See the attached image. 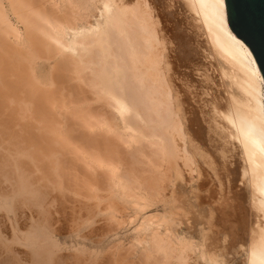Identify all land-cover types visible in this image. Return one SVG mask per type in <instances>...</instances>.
Masks as SVG:
<instances>
[{
  "label": "bare ground",
  "instance_id": "1",
  "mask_svg": "<svg viewBox=\"0 0 264 264\" xmlns=\"http://www.w3.org/2000/svg\"><path fill=\"white\" fill-rule=\"evenodd\" d=\"M183 1L198 21L197 26L205 35L215 59L219 77L225 87L226 97L223 99H226L227 103L225 110L220 109L224 111L219 113L222 118L219 121L223 120L228 135L237 143L236 147L239 148L243 161L242 176L246 180L243 185L248 183V191L252 197L250 203H253V207L263 219V226H256L258 230L251 227L256 234H252L246 249H243L241 264H264V139L259 135L264 126L262 76L256 69L248 47L229 28L225 4L223 9H220L217 0ZM39 2L0 0V264H102L105 261H102L105 257L101 258L103 241L100 238L92 241L93 243L90 241V232L94 230L90 229L89 218L81 206L77 205L78 214L74 212L76 217L72 219L71 216L72 223L67 226L69 223L65 222L66 227L63 222L65 217L60 214V209L63 211V208L52 199V191H59L64 187L58 175L60 169H63L59 167L65 165L57 162L56 155L59 153L56 148L62 143L63 150L74 141L72 138L79 140L85 136L75 133L77 136L73 135L70 139L71 135L66 134V131L64 135L60 134L61 137L57 131L58 117L55 116L56 113H61L59 110L57 112L58 102L63 103V99L58 96L64 97V94L59 92V81L61 72L68 67L66 63H69V60L74 61L72 64L75 65L72 66L75 73L78 69L84 73L87 68L85 74L90 73L88 81L94 88L92 90L101 99L105 98L113 116L123 124V134L118 128L120 136L122 135V140L119 141L132 146L133 154L138 157L146 154L145 170L150 174V194H156L158 189H162L163 181L159 180L166 173H158L161 164L169 169L170 176L168 175L166 180L172 185L178 178L183 180L180 167L191 168L192 156L187 154L189 152L185 147V128L175 105L174 90L168 80L165 47L156 27L158 19L155 21L148 2L135 0L128 4V0H58L51 1L53 4L47 3L48 6ZM105 5H108L107 9ZM62 53H66L67 56H64L70 58L66 60L62 55L64 61L59 58L60 62L57 63L59 59L56 56H61ZM44 58H50L52 62L56 60V65L52 63L44 70ZM60 63L64 69L59 66ZM74 67L78 69L75 70ZM60 69L62 71L59 74L57 71ZM68 70L69 68L66 71ZM72 91L76 96L77 92ZM78 97L79 95L76 99ZM68 100L69 98L64 103L68 104ZM71 100L75 99L71 97ZM78 100H81L80 97ZM71 111L68 110L69 113ZM63 117L66 120L65 115ZM71 117L73 116L68 117L69 120ZM75 120L73 118L71 122ZM99 122L95 125L100 124ZM113 122L110 123L113 125ZM83 123L90 130L95 126L90 127V123ZM109 125L102 123V127L97 126L109 132ZM66 127L64 125V128ZM221 127L223 128V124ZM71 128L67 127L66 130L69 132ZM224 128L222 130H225ZM249 128H254L256 135L249 137ZM116 129L117 127L114 128ZM112 135L115 136V133ZM86 136L85 138H88ZM94 138L92 140L95 141ZM86 142L84 140L85 144ZM88 145L92 146L93 143ZM109 149L112 148L106 151L114 152ZM71 155L73 154L69 155L70 160ZM45 158L47 160L44 161ZM69 164L67 162V167ZM46 166L47 170H44ZM129 169L132 170V167ZM113 170H109L111 181L109 180L108 185L121 187L122 191L119 190L124 194L127 186L123 185L125 182H120L122 177L115 172L117 169ZM134 172L133 169V172L125 176V180L128 179L131 184L139 180ZM159 175L162 177H158ZM67 177L73 178L68 175ZM43 178L47 179L48 184L42 183ZM139 185L138 183L133 187ZM152 199L154 201V198ZM140 202L134 201V205L143 207ZM176 204L170 205L171 210L168 212L165 209L167 214L162 208L164 215L160 219L142 218L138 228L142 232L140 237L135 239L132 249L142 252L144 259L142 256L141 258L145 264H189L191 255L197 260L202 259L205 264H222L214 258L215 255L213 258L206 255L202 242L192 239L194 237L188 236L189 233L186 235L179 231L178 224L182 219H179L173 210L180 216L185 211L181 205ZM70 206L65 205L68 208ZM4 240L8 241L7 247L2 246ZM90 243L93 248L95 246L94 249H91Z\"/></svg>",
  "mask_w": 264,
  "mask_h": 264
},
{
  "label": "rangeland",
  "instance_id": "2",
  "mask_svg": "<svg viewBox=\"0 0 264 264\" xmlns=\"http://www.w3.org/2000/svg\"><path fill=\"white\" fill-rule=\"evenodd\" d=\"M39 1L43 6H48L51 1L56 2L58 0H46L47 2L45 0ZM145 1L148 2V6L151 7L150 10L154 18H156L155 21L158 19L156 21V27L165 47L164 54H166L165 60H167L168 66V80L172 90H174L173 92L175 95L173 94V97L175 105L178 107L184 125L183 128H185V140H187V146L185 147L189 152L187 154H190L189 157L192 156L191 158L194 166L193 164L190 166L191 168L193 166L192 169L188 166L189 169L185 166H181L182 168L180 167V169L183 172H181L183 180L178 178L172 185H170L168 183L169 180H166L167 176H170V173H168L169 169L165 168L166 166L164 167V164H161L162 167H159V171L157 170L158 173H166V176L163 175L166 178L163 177L159 180L163 181L162 189H158L159 193L156 192V194H150L148 188V182L151 181L148 176L150 174L147 173L148 170H145L146 163L144 158L146 154L138 157L136 154H133L132 146H128L127 143L124 144L125 142L123 141L122 144V142L119 141L122 136H120V132H125L124 127H122L123 124L117 117L113 116L114 114H112V111L110 110L111 107L107 105L108 103L104 100L105 98L103 99L102 97V100L97 96L94 90H92L93 87L90 85V81H88V74H90L88 71L90 70L88 69V74H85L87 68L84 69L83 73V70L75 68L78 66L76 63L77 65L74 68L75 70L78 69L77 71H80V74L77 71V73H75L73 71V66L75 64H72L74 61L71 62L69 60V63L71 64L66 63L68 64V67L64 70L65 72H61L62 76L59 81L62 87H59V92L63 93L66 98L58 96L59 99H63V103H61L60 100V102H58L59 107L57 112L59 110L61 113H56L57 115H60L55 116L58 117V122L56 121L57 131L59 132V136L60 134L64 135L66 131V134L69 133V135H71L70 139L75 133H80V135L82 133L85 136L88 134L90 137L88 135L86 136L88 138H85V136L81 137L82 142L80 141L81 138L79 140L72 138L74 143L70 141L72 143L66 147L71 152H67L68 150L66 148L62 150V143L58 145L59 148H56V151L59 153L56 155L58 158L57 162H59L60 165H65L59 167L63 169H60V174L58 175L59 181L64 187L61 188L63 189L61 192V189L59 191H52V194L54 195L52 199H54V203H58L60 207L62 206L63 208V211L60 209V214L65 217L63 221L65 226L67 222L69 223H67V226L72 223L71 216H73L72 219L76 217L75 214L78 212L77 205L81 206L83 212H85V215L89 218V223L91 225L89 226L91 227L90 229L94 230L90 232V241L94 242V240H97L98 238L103 241L102 248H104L102 249L101 258L105 257L102 259V261H105L102 264H145V262H142L144 259L143 254H141L142 252L132 249L135 239L140 237V232H142L139 231L140 229L138 230V228H140L143 219L152 217L154 220H157L162 218L164 215V213L162 215L163 210L165 211L166 209L167 212L170 211V205H175L177 203L176 200L179 201L176 205H181L185 211L181 217L180 214H176L177 212L175 209L173 210L175 211V215L179 216V219H182H178L180 222L178 224V229L180 228L179 231L182 234L187 235V233H189L188 236L191 238L194 237L192 239L202 242L206 249L204 250L206 255L212 258L215 255L214 258L222 262V264H241L244 257L243 249H246L252 234H256L252 230L256 226L258 228L259 226H263V219L259 216L255 207H253V203H250L252 197H250L251 193L249 192L250 188L248 183L243 185L246 180L243 179L242 176L243 161L240 151L238 150L239 148L236 147L237 143L236 141L234 142V140L232 141L228 135L227 128L224 126L225 123H222L223 120L219 121V119H222L219 113L226 109L224 106L225 104L227 106V103L225 102L226 99H223V97H226L225 87L219 77L215 59L208 47L205 35L202 34L201 29L197 26L198 21L194 19L195 16L193 12L188 9L183 0ZM53 2L51 4H53ZM133 2H135V0H128V4ZM45 3L48 4L45 5ZM90 21H92V19ZM59 55L60 54H57L56 58H60L62 61H64V59L61 58L62 55L67 56L66 53H62L61 56ZM66 56L64 57L68 60L70 57ZM54 57L51 56L52 59ZM45 58L47 59V56H45ZM45 58L44 60H46ZM71 58L74 59V57ZM52 59L49 58V60L44 61V70H46L50 64L55 63L54 65H56V62H60V59L59 61L54 60L56 62H52ZM47 63L49 65H47ZM61 64L62 63H60L59 66ZM68 68L69 70L66 71ZM62 69H64V67ZM62 69L57 72L60 74ZM70 71H73V73ZM79 76H82V78ZM71 90H74L75 93L77 92L78 94L76 93V96L79 95L81 100H78L79 97L76 99L75 94L73 91L71 92ZM72 94L74 95L71 96ZM71 97L75 100H71ZM67 98L70 100V102L69 100L67 101L69 102L68 104L64 103ZM71 102L72 104H70ZM61 104L62 106L64 104L66 106L64 105L62 107L60 106ZM217 107L219 108L218 110ZM72 109L73 111H71ZM68 110L71 112L69 113ZM72 112L76 116L73 115ZM63 113L66 120L64 117L62 118V116H64ZM66 115L68 116L66 117ZM71 115L73 116L71 117L72 119H76L75 122H71L72 119L69 120L68 117ZM215 118L218 119V122ZM99 120H101V122H99ZM113 120L117 123L113 122ZM78 121H81V124L78 123ZM83 122L90 123V127L92 125L94 126L97 122L100 123L97 124L99 126H101L102 123H109L110 128L107 130L110 131L108 132L104 130L101 128L102 126L99 129V127L95 125L94 127H91V132L90 128L85 126ZM110 122H113V125ZM71 123L74 125H71ZM219 124L221 126L223 124L225 130H222L223 128H220ZM64 125L68 128L73 126L71 128L72 132H70V129L68 132V129L66 130L67 127L64 128ZM116 127L117 129L114 130ZM118 128H120V130ZM102 131L106 132L103 133ZM225 131H227V133ZM89 132H91V134ZM100 132H102L103 135H101ZM112 132L115 133V136L112 135ZM97 135H100L101 137ZM76 136L77 135L73 137ZM93 137H95V141L92 140ZM116 138L118 140H116ZM87 139L89 140V143L86 142ZM84 140L86 144L84 143ZM92 143L93 145L95 143V145H88ZM104 144H106L105 146L107 147L103 146ZM108 148H112L109 150L117 153L114 154V152L106 151ZM74 153L77 155H74ZM70 154H73L71 157H74V159H69ZM45 160L47 159L45 158L44 161ZM67 162L68 164L70 162L73 164L70 163L67 167ZM139 162L143 163V165ZM129 163L130 165H128ZM128 167H132V170ZM46 168L47 166L44 170ZM65 168H67L66 170H69L66 171ZM115 168L117 171H115ZM110 169H114L113 171L122 177L120 181V177L118 176L120 182H125L123 185L125 184V187H127L124 189V194L121 192V187L117 188L118 186L116 187V185H114V187L111 184L108 185L110 183ZM133 169L135 170L134 173L137 180H139L137 183L131 184L128 179L125 180V176L126 174L133 172ZM188 170H190V172H187ZM69 171L70 173H68ZM67 175L72 176L73 178H66ZM160 176L161 175L158 177ZM42 183L48 184L47 179L43 178ZM129 183L132 188L128 185ZM138 183L140 184L139 187H133V185H138ZM166 183L169 187L165 185ZM128 188H130V190ZM126 190H128V192ZM170 194L173 197H171ZM116 195H119L122 201L125 199L124 201L126 202H122L119 196L116 197ZM151 195L154 196L151 197ZM130 197H132V200L129 199ZM152 198H154V201H152ZM133 200L135 202L140 200V203H142L141 205H143L144 208L134 205ZM130 201L132 203H129ZM173 201H176V203H173ZM162 204H165V206L163 207ZM65 205L71 206L68 208L65 207ZM67 208L71 210H68ZM72 208L77 210L73 211ZM63 212H65L64 215ZM66 212L67 215H70L69 217L66 215ZM256 228L254 230H258V228ZM92 246L93 244H91V249L93 248ZM193 256L194 255H191V259L188 261L189 264H205L202 259L198 258L199 260H197V258L195 259Z\"/></svg>",
  "mask_w": 264,
  "mask_h": 264
},
{
  "label": "water",
  "instance_id": "3",
  "mask_svg": "<svg viewBox=\"0 0 264 264\" xmlns=\"http://www.w3.org/2000/svg\"><path fill=\"white\" fill-rule=\"evenodd\" d=\"M225 12L229 28L252 54L264 94V0H225Z\"/></svg>",
  "mask_w": 264,
  "mask_h": 264
},
{
  "label": "snow or ice",
  "instance_id": "4",
  "mask_svg": "<svg viewBox=\"0 0 264 264\" xmlns=\"http://www.w3.org/2000/svg\"><path fill=\"white\" fill-rule=\"evenodd\" d=\"M224 4H225V0H217V6H218V8L223 9ZM107 8H108V5H105V9H107ZM221 22L223 23V20ZM247 135L249 137L256 135L255 129L254 128H249V131H248ZM259 135H260L261 139H264V126H262ZM7 244H8V241L7 240H4L2 242V246L3 247H7Z\"/></svg>",
  "mask_w": 264,
  "mask_h": 264
}]
</instances>
